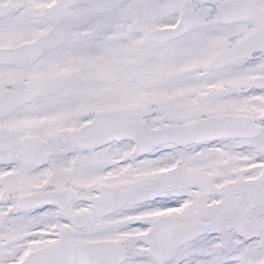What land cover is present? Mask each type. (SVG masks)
Listing matches in <instances>:
<instances>
[{
	"label": "snow or ice",
	"instance_id": "snow-or-ice-1",
	"mask_svg": "<svg viewBox=\"0 0 264 264\" xmlns=\"http://www.w3.org/2000/svg\"><path fill=\"white\" fill-rule=\"evenodd\" d=\"M0 264H264V0H0Z\"/></svg>",
	"mask_w": 264,
	"mask_h": 264
}]
</instances>
